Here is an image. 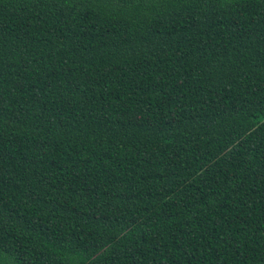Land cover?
<instances>
[{"label":"trees","instance_id":"trees-1","mask_svg":"<svg viewBox=\"0 0 264 264\" xmlns=\"http://www.w3.org/2000/svg\"><path fill=\"white\" fill-rule=\"evenodd\" d=\"M0 264H264V0H0Z\"/></svg>","mask_w":264,"mask_h":264}]
</instances>
